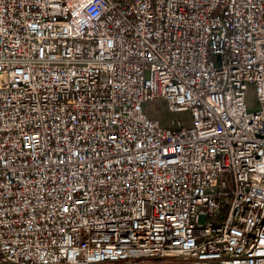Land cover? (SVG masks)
Returning a JSON list of instances; mask_svg holds the SVG:
<instances>
[{
    "label": "built area",
    "instance_id": "obj_1",
    "mask_svg": "<svg viewBox=\"0 0 264 264\" xmlns=\"http://www.w3.org/2000/svg\"><path fill=\"white\" fill-rule=\"evenodd\" d=\"M0 264H264V0H0Z\"/></svg>",
    "mask_w": 264,
    "mask_h": 264
},
{
    "label": "rangeland",
    "instance_id": "obj_2",
    "mask_svg": "<svg viewBox=\"0 0 264 264\" xmlns=\"http://www.w3.org/2000/svg\"><path fill=\"white\" fill-rule=\"evenodd\" d=\"M247 101L250 107L254 106L255 96L252 89L248 91ZM148 111L149 116L158 119L163 126H172L171 119L187 120L186 115L184 114H172L168 112L164 103L159 100L149 103Z\"/></svg>",
    "mask_w": 264,
    "mask_h": 264
}]
</instances>
